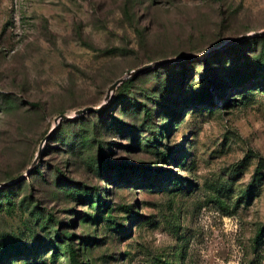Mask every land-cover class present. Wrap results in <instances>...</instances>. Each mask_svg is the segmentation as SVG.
<instances>
[{
    "label": "rangeland",
    "instance_id": "rangeland-1",
    "mask_svg": "<svg viewBox=\"0 0 264 264\" xmlns=\"http://www.w3.org/2000/svg\"><path fill=\"white\" fill-rule=\"evenodd\" d=\"M0 264H264V0H0Z\"/></svg>",
    "mask_w": 264,
    "mask_h": 264
},
{
    "label": "water",
    "instance_id": "water-1",
    "mask_svg": "<svg viewBox=\"0 0 264 264\" xmlns=\"http://www.w3.org/2000/svg\"><path fill=\"white\" fill-rule=\"evenodd\" d=\"M250 34H244V35H239L237 37H233L231 39H229L228 41H226L225 43H223L221 46H218V47H215L213 49H210V50H207V51H204L200 54H197V55H193L194 56H201V55H206L208 53H211L215 50H218L220 49L221 47L225 46V45H228L230 43H234L240 39H243L247 36H249ZM182 57H185V55H182ZM176 58L175 57H172V58H166V59H162V60H159V61H156V62H152V63H148V64H145L143 66H140L138 68H135L133 70H131L129 73H127L126 75L122 76V77H119L118 79H116L110 86L109 88V92L113 91L121 82H123L127 77L131 76V75H138L140 73H142L143 71H146L147 69H149L150 67L156 65V66H160V65H163L165 63H168V62H171V61H174ZM110 94V93H109ZM109 94H108V97H109ZM102 107V105L100 107H94V106H87V107H84V108H81V109H78L76 111V114L79 115L81 113H84L86 111H91V110H98ZM75 116H71V115H68L66 113H62L60 114L57 118H56V122H60V120H70L72 118H74ZM57 127H58V124H56L48 133V137L53 135L55 133V131L57 130ZM37 160H38V156L36 157L34 163H33V166H35V164L37 163ZM29 174H31V171H29ZM10 184L9 182H5L4 185H8Z\"/></svg>",
    "mask_w": 264,
    "mask_h": 264
},
{
    "label": "trees",
    "instance_id": "trees-1",
    "mask_svg": "<svg viewBox=\"0 0 264 264\" xmlns=\"http://www.w3.org/2000/svg\"><path fill=\"white\" fill-rule=\"evenodd\" d=\"M163 65H165V64H163ZM214 85L215 84H213V86ZM57 130H58V128H57ZM57 130L55 131V133L57 132ZM55 133L53 135H55ZM36 172H39V170H36ZM69 252H70V256H71L72 261L76 262L77 261V251H76V248L73 245H69Z\"/></svg>",
    "mask_w": 264,
    "mask_h": 264
}]
</instances>
